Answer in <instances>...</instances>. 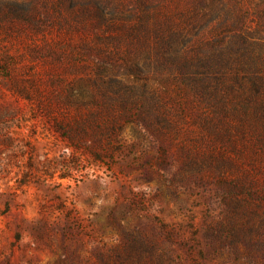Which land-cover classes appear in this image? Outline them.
Listing matches in <instances>:
<instances>
[{
	"label": "rangeland",
	"instance_id": "rangeland-1",
	"mask_svg": "<svg viewBox=\"0 0 264 264\" xmlns=\"http://www.w3.org/2000/svg\"><path fill=\"white\" fill-rule=\"evenodd\" d=\"M59 1L0 0V264H264L263 250L252 256L246 252L248 245L264 239V224L253 213L242 218L251 224L241 234L245 239L238 246L237 260L227 250L204 258L195 247L192 257L187 254L192 236L205 244L207 230L220 227L225 205L216 185L193 191L178 187L169 194L165 179L181 159L174 142H164L165 157L175 161L170 168L145 163L160 156L158 145L140 141L128 123L119 132V145H109L107 152H98L100 156L83 142L79 149L69 147L68 139L55 130L50 111L73 116L74 104L67 102L87 100L79 95L86 89L81 78L100 82L107 72L132 80L123 75V62L112 58L115 45L119 56L126 57L127 50L109 41L114 33L108 29L84 36L111 50V55H77L81 50L69 43L80 44L82 32L72 28L70 1ZM174 3L177 8L167 10L170 19L165 23L173 29L191 26L189 35H194L193 22L182 18L190 3ZM262 7L243 4L251 28ZM163 17L157 16L161 31L166 25ZM151 26L143 27L141 35L153 44L160 26ZM95 34L102 40L96 41ZM145 51L130 54V63L146 62ZM67 132L79 138L77 131ZM101 138L105 142L106 137ZM93 140L85 139L91 144ZM153 168L164 176L153 173ZM258 177L264 181V169ZM257 211L261 215L264 208Z\"/></svg>",
	"mask_w": 264,
	"mask_h": 264
},
{
	"label": "trees",
	"instance_id": "trees-1",
	"mask_svg": "<svg viewBox=\"0 0 264 264\" xmlns=\"http://www.w3.org/2000/svg\"><path fill=\"white\" fill-rule=\"evenodd\" d=\"M69 1L72 28L82 32L80 44L69 43L70 47L79 48L81 54L77 55L82 58L107 57L113 52L92 44L84 33L110 30L114 35L109 41L121 43L127 50L126 57L119 56L115 45L112 58L123 62V75L132 80L107 72L100 82L94 77L81 78L86 89L79 95L87 100L83 104L67 102L74 104L73 116L50 111L55 130L68 139L69 147L79 149L83 142L98 154L107 152L109 145H119V132L128 123L140 141L147 139L150 147L158 145L160 156L145 163L160 162L170 168L175 161L165 157L164 142H174L181 159L176 161L177 170L165 179L169 194L174 195L178 187L193 191L216 185V194L225 205L220 227L207 230L205 244L192 236L187 254L192 257L195 247L204 258L227 250L237 260L238 246L245 239L241 234L251 224L242 218L253 213L264 224V213L258 215L257 211L264 208V181L258 177L264 169V0H187L190 5L182 18L187 24L193 22L194 35H189L191 26L173 29L165 23L170 19L167 10L177 8L174 0ZM247 3L263 5L254 28L245 21L243 4ZM157 16H165L164 31L158 30L162 26ZM149 26H160L153 44L141 35V29ZM183 31L187 37L180 39ZM100 38L95 34L96 41ZM142 50H146V62L130 63L129 55ZM96 66L101 73L102 65ZM70 129L79 138L69 135ZM87 138L94 139L92 144ZM152 171L164 176L158 168ZM261 250L264 239L248 245L246 252L252 256Z\"/></svg>",
	"mask_w": 264,
	"mask_h": 264
}]
</instances>
